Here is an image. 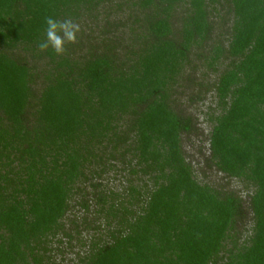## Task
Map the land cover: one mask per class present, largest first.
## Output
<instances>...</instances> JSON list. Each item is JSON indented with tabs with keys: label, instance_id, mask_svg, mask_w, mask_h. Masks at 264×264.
Wrapping results in <instances>:
<instances>
[{
	"label": "trees",
	"instance_id": "1",
	"mask_svg": "<svg viewBox=\"0 0 264 264\" xmlns=\"http://www.w3.org/2000/svg\"><path fill=\"white\" fill-rule=\"evenodd\" d=\"M49 16L81 25L64 55L37 48ZM209 90L203 165L251 186L245 206L185 160L178 99ZM67 254L264 264V0H0V264Z\"/></svg>",
	"mask_w": 264,
	"mask_h": 264
},
{
	"label": "rangeland",
	"instance_id": "2",
	"mask_svg": "<svg viewBox=\"0 0 264 264\" xmlns=\"http://www.w3.org/2000/svg\"><path fill=\"white\" fill-rule=\"evenodd\" d=\"M215 20L218 22V19ZM220 23L221 22L215 25L216 32L219 33L220 31L221 33H223L224 28L221 27L222 29H219ZM190 58L192 59L191 64L197 68L195 70V75H200L201 73H203V77H198V79H201L203 84H208V82H210L214 78L213 73L207 70L202 62L196 61L194 56H190ZM203 97L204 100L202 102H195L193 104H187L185 98L181 96L178 99L179 105H181L180 108H183L187 114L191 115L195 119L197 128V131L189 136V138L182 137V149L185 155V160L191 163L192 169L194 171V176L197 181L206 183L212 187H221L223 190L233 191L243 200L245 206L247 196L252 190L251 186H246V183L242 180L226 178L222 173L216 171L213 167L206 168L203 165L202 158L208 154L206 135L209 131L210 123L207 120V115L212 112L215 101L210 90L207 91L206 95H204ZM198 149L200 150V152L197 151ZM114 185L115 187H113ZM112 187L117 191H119L120 189L116 182L113 183ZM74 211L78 215V217L82 214L81 210H78V208H75ZM87 217L88 219H91L92 215H87ZM251 225V220H248L244 224H242L241 226H237L236 228L238 233H240L241 235H248ZM83 235L85 236V232H82V236ZM86 237L87 236H85L83 240H87ZM66 257L68 259L67 261H64L65 264H71L69 262V259H73V254H67ZM55 259H58L57 256L55 257Z\"/></svg>",
	"mask_w": 264,
	"mask_h": 264
},
{
	"label": "clouds",
	"instance_id": "3",
	"mask_svg": "<svg viewBox=\"0 0 264 264\" xmlns=\"http://www.w3.org/2000/svg\"><path fill=\"white\" fill-rule=\"evenodd\" d=\"M81 32V25L72 18L63 20L54 17L45 18L44 39L38 41L37 48L43 52L51 48L56 55H64L67 44H74Z\"/></svg>",
	"mask_w": 264,
	"mask_h": 264
}]
</instances>
